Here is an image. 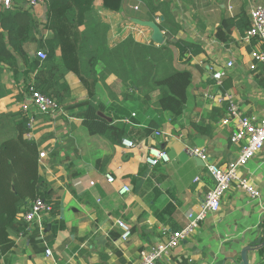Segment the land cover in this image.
Instances as JSON below:
<instances>
[{"label": "crops", "instance_id": "0c3cea01", "mask_svg": "<svg viewBox=\"0 0 264 264\" xmlns=\"http://www.w3.org/2000/svg\"><path fill=\"white\" fill-rule=\"evenodd\" d=\"M170 1L182 26L177 37L194 40L205 49L189 67L176 63V67H186L194 75L192 98L186 112L177 123H166L159 137L136 138L144 144L137 150L112 145L106 138L85 136L84 129L79 132L82 120L72 114H66V120L57 113L36 114L35 140L40 152H46V157L40 159V170L56 197L61 199L63 210L57 217H46L44 233L35 241L39 247L51 248L53 256L47 257L44 251L35 253L28 234L12 235L15 246L1 256L0 264H133L164 239L163 228L182 229L186 214L199 210L207 191L214 185L206 162L188 153V146L204 149L210 161L219 165L235 160L239 154L240 145L230 139L231 126L221 122L227 111L225 103L208 100L205 92H218L217 81L232 76L234 87L229 92L235 96L240 110L247 115L264 117V87L255 78L256 73L264 77V70L258 68L260 65L255 71L251 69L252 52L261 45L247 44L237 29L228 42L216 34L224 15L233 16L243 8L248 11L251 0H234L233 13L227 8V0ZM132 4L129 0L127 8ZM33 9L44 21L47 2ZM137 21L126 10L111 12L103 7L102 0H95L85 31L92 45L96 40L95 31L100 27L101 36L102 28L107 27L105 34L110 46H116L130 35L148 42L153 30L146 27V38L133 34L131 27ZM44 34L51 32L44 31ZM57 53L60 55L59 50ZM229 61L234 66L228 67ZM198 65H204L206 70ZM101 67L100 64L98 70L103 72ZM65 79L73 102L89 98L86 87L74 72H66ZM0 83L8 91L0 98L1 143L16 135L17 118L13 114L21 110L27 85L22 75L16 81L9 70L1 67ZM98 85L97 95L91 99L95 106L102 102H120L126 90L111 74L102 75ZM107 89L114 92L113 98ZM127 104L133 106L135 102ZM148 119L145 116L141 126ZM192 121L209 124V134L197 132ZM150 145L166 150L169 161L150 166L146 162ZM54 149L57 151L53 152ZM142 166H147L145 175L133 180ZM242 172L259 188L260 197L252 198L234 185L223 196L221 209L209 214L195 234L157 264H242V252L247 247H250L249 264H264V149ZM107 173L114 175L115 182H108ZM91 181L95 184L91 185ZM125 185L132 190L121 194L119 191ZM117 219L131 226L132 233L127 240L119 236L122 229L116 225ZM54 223L62 226L56 233L52 231ZM34 228L30 224L28 230Z\"/></svg>", "mask_w": 264, "mask_h": 264}, {"label": "trees", "instance_id": "16d2710c", "mask_svg": "<svg viewBox=\"0 0 264 264\" xmlns=\"http://www.w3.org/2000/svg\"><path fill=\"white\" fill-rule=\"evenodd\" d=\"M102 1L106 10H126L133 19L148 21L160 16L166 42L146 43L130 35L116 46H110L105 34L107 27L102 28V36L100 27L95 31L96 40L92 45L85 25L88 15L94 11L95 0H47L44 21L36 16L33 7L18 1L11 8L0 5V67L9 70L16 81L22 75L27 92L34 85L56 100L65 120L66 114L80 118L90 137H102L112 145H122L125 137L150 138L162 132L166 123L179 121L192 98L194 84L193 72L186 67L205 49L194 40L177 37L182 26L176 20L170 0H132L134 6L130 9L127 8L129 0ZM235 12L233 16L224 15L217 28V37L223 42L231 39L234 30L243 36L250 28L245 8ZM44 31L51 34L46 36ZM40 50L46 53V58L38 56ZM176 63L186 67L178 68ZM100 64L103 72L98 70ZM198 67L206 70L204 65ZM258 68L264 70L262 64ZM68 71L74 72L86 87L87 100L73 102L65 79ZM105 74L114 75L126 90L120 102H102L95 106L91 99L96 97L98 84ZM255 78L264 87L262 73H256ZM3 87L0 83V98L8 94ZM233 87V77L224 76L219 89L229 92ZM129 101L135 104H127ZM13 116L17 118L16 135L0 143V259L15 246L12 235L20 233L28 234L35 253L45 252L46 248L39 247L35 241L40 236L39 229L28 230L30 224L19 216L34 199L41 196L50 203L54 217L63 210L61 199L56 197L41 173L39 143L25 137L29 122L27 113L21 109ZM145 116L149 119L141 126ZM126 118L132 123H125ZM191 124L202 134H209L211 130L203 121ZM144 169L147 166H142L133 180L145 175ZM57 224L52 225L54 233L62 227Z\"/></svg>", "mask_w": 264, "mask_h": 264}, {"label": "built area", "instance_id": "2783aa9c", "mask_svg": "<svg viewBox=\"0 0 264 264\" xmlns=\"http://www.w3.org/2000/svg\"><path fill=\"white\" fill-rule=\"evenodd\" d=\"M18 1L25 2L26 5L37 7L44 4L47 0H0V5L11 8L16 5ZM234 0H227V8L233 13ZM248 8V15L251 21L250 28L242 36V39L247 44H252L255 39L261 45V48L252 52L253 62L251 69H257L262 64L264 66V1L251 0ZM138 7L136 6L135 9ZM160 25L162 18L159 16L154 20ZM131 27L133 34L146 38V27L138 23ZM165 35V31L162 30ZM146 41V40H145ZM152 41L151 38L148 42ZM144 42V41H142ZM147 42V41H146ZM38 56L46 58V53L43 50L38 51ZM228 67L234 66L233 61L227 63ZM222 79L217 81V85H221ZM23 101L21 109L28 115V132L25 137L28 140H35L36 129V114H59L63 113L56 100L40 92L34 85H31ZM205 92L204 97L216 103H225L227 111L221 122L224 125L231 126L232 134L230 139L233 143L240 145V151L237 158L229 161L225 165H219L209 159L208 154L204 149L198 147H190L186 149L194 157H199L206 162L207 169L213 178L214 185L206 193L203 203L200 205L198 211H190L186 214V223L182 229L171 230L163 228L162 239L157 244L153 245L140 259L133 264H157V262L165 256L170 255L176 250L183 241L190 238L200 228L203 221H205L209 214L216 213L221 209L223 196L235 185L238 189L245 191L252 198H259L261 192L259 188L248 179L242 172V169L247 163L254 158L258 153L264 149V117L257 115H247L240 110L236 102L235 96L230 92ZM135 115V113H133ZM125 123L131 124L130 118L124 119ZM162 132H156L155 139L159 137ZM122 146L127 150L142 149L144 144L142 141H137L133 138L125 137L122 140ZM146 162L150 166L158 165L160 162L169 161V154L166 150L150 145L147 148ZM46 157V152H40V159ZM108 182H115V177L112 173L106 174ZM95 183L91 181V185ZM131 187L125 185L120 189L121 194L131 192ZM53 207L43 197L38 196L31 204L19 214L29 224L35 225L39 229L40 236L45 230L46 217L52 215ZM116 225L122 229L121 238L127 240L131 233V226L122 219L116 220ZM21 235L23 233H20ZM45 254L47 257H52L53 252L51 248L46 247ZM191 261V260H190ZM57 264V263H56Z\"/></svg>", "mask_w": 264, "mask_h": 264}, {"label": "water", "instance_id": "95a60500", "mask_svg": "<svg viewBox=\"0 0 264 264\" xmlns=\"http://www.w3.org/2000/svg\"><path fill=\"white\" fill-rule=\"evenodd\" d=\"M137 20L138 21L136 23H138L142 26H145V27H150L153 30L152 40L155 43H157V44L165 43L166 37L163 34L162 29L160 28L159 24H157L154 20H148V21H143V20H139V19H137ZM197 158H199V157H197ZM249 250H250V247H247L242 252V264H249V259H248V251Z\"/></svg>", "mask_w": 264, "mask_h": 264}, {"label": "rangeland", "instance_id": "374dc122", "mask_svg": "<svg viewBox=\"0 0 264 264\" xmlns=\"http://www.w3.org/2000/svg\"><path fill=\"white\" fill-rule=\"evenodd\" d=\"M21 1H19V3H20ZM152 40V39H151ZM166 42V41H165ZM146 43H150V42H146ZM157 45H160V44H157ZM102 89H103V87H102ZM108 90V89H107ZM109 91V95H110V98H113L114 96H115V94H114V92H112L110 89L108 90ZM83 129H84V131H85V136H87L88 135V133H87V131H86V128L84 127V126H81V130L79 131L80 133H81V131H83ZM80 133H77V135L79 136V135H81ZM77 135H75V137H76V139L80 142V139H79V137L77 136ZM89 139H95V138H89ZM74 141H75V138H74ZM185 146H186V144H185ZM184 146V147H185Z\"/></svg>", "mask_w": 264, "mask_h": 264}]
</instances>
